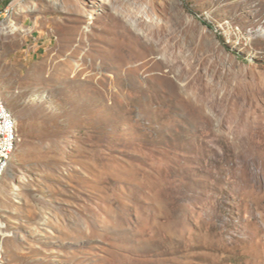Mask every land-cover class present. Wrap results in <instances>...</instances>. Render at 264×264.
I'll return each instance as SVG.
<instances>
[{"label":"rangeland","instance_id":"rangeland-1","mask_svg":"<svg viewBox=\"0 0 264 264\" xmlns=\"http://www.w3.org/2000/svg\"><path fill=\"white\" fill-rule=\"evenodd\" d=\"M0 95V264H264V0H0Z\"/></svg>","mask_w":264,"mask_h":264},{"label":"bare ground","instance_id":"bare-ground-1","mask_svg":"<svg viewBox=\"0 0 264 264\" xmlns=\"http://www.w3.org/2000/svg\"><path fill=\"white\" fill-rule=\"evenodd\" d=\"M0 118L4 120V146L0 150V182L8 172L10 157L16 143V121L0 95Z\"/></svg>","mask_w":264,"mask_h":264},{"label":"built area","instance_id":"built-area-1","mask_svg":"<svg viewBox=\"0 0 264 264\" xmlns=\"http://www.w3.org/2000/svg\"><path fill=\"white\" fill-rule=\"evenodd\" d=\"M4 134H6V130L4 129V120L0 118V150L1 146H4Z\"/></svg>","mask_w":264,"mask_h":264},{"label":"crops","instance_id":"crops-1","mask_svg":"<svg viewBox=\"0 0 264 264\" xmlns=\"http://www.w3.org/2000/svg\"><path fill=\"white\" fill-rule=\"evenodd\" d=\"M22 27H27L26 24H25V22H23ZM38 47H39V46H38Z\"/></svg>","mask_w":264,"mask_h":264}]
</instances>
